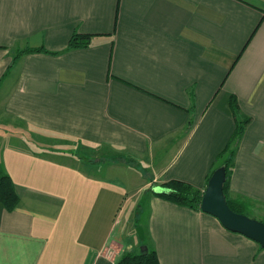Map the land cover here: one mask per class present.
<instances>
[{
  "label": "crops",
  "instance_id": "obj_1",
  "mask_svg": "<svg viewBox=\"0 0 264 264\" xmlns=\"http://www.w3.org/2000/svg\"><path fill=\"white\" fill-rule=\"evenodd\" d=\"M74 32L89 45L69 48ZM27 47L48 52L13 61ZM232 96L250 122L229 192L262 218L264 0H0V172L19 197L0 202V264L147 249L161 264H264L257 241L154 193L205 189L235 132Z\"/></svg>",
  "mask_w": 264,
  "mask_h": 264
},
{
  "label": "trees",
  "instance_id": "obj_2",
  "mask_svg": "<svg viewBox=\"0 0 264 264\" xmlns=\"http://www.w3.org/2000/svg\"><path fill=\"white\" fill-rule=\"evenodd\" d=\"M92 37L93 35L90 34H81L78 32H74L69 40V48H79V47L87 46L91 42ZM33 52H48V50H46L43 47L42 48L27 47L23 50L18 51L13 61H16L24 53H33ZM231 106L236 117L235 132L231 137L230 141L228 142L227 146L225 147V149L218 156L213 171L218 166L221 165L226 166L227 180L225 183L224 191L227 196L228 203L235 211L247 214L245 212L247 210L245 204L242 203L244 205L243 206L240 203L242 201L234 200L231 198L229 192L230 189L229 178H230V173L233 169V156L238 147L239 141L244 135L246 126L250 122V117L245 116L241 113L239 102L236 96L231 97ZM192 125L193 122H190L189 128L192 127ZM127 160L131 163L138 164L137 162H135L134 159L127 158ZM212 173L210 174V176L212 175ZM209 178L207 180V183L209 181ZM203 192L204 190L198 189L194 187L192 184L181 180H170L164 182L160 184V187L154 190V193L157 196H160L174 203L185 205L190 208H194L198 210H201V201H202ZM18 200L19 197L15 191L14 183L11 177L4 171H1L0 172V202L3 203L7 209L12 210L18 204ZM115 264H161V263L156 250L147 249L139 253L127 252Z\"/></svg>",
  "mask_w": 264,
  "mask_h": 264
},
{
  "label": "water",
  "instance_id": "obj_3",
  "mask_svg": "<svg viewBox=\"0 0 264 264\" xmlns=\"http://www.w3.org/2000/svg\"><path fill=\"white\" fill-rule=\"evenodd\" d=\"M226 180V166H218L204 189L201 210L217 217L227 229L241 233L264 247V221L232 209L224 191ZM139 231L143 237V228L140 227Z\"/></svg>",
  "mask_w": 264,
  "mask_h": 264
},
{
  "label": "rangeland",
  "instance_id": "obj_4",
  "mask_svg": "<svg viewBox=\"0 0 264 264\" xmlns=\"http://www.w3.org/2000/svg\"><path fill=\"white\" fill-rule=\"evenodd\" d=\"M127 158V157H126ZM128 161V160H127ZM124 162L127 164V162L124 160ZM137 165V164H136ZM140 165H142V166H140ZM134 167H136V168H134V170H136V171H140L141 173H142V175L145 177V178H147V177H149V175H150V172L152 173V167H149V166H147V165H145L143 162H141L140 161V164L138 163V165L137 166H134ZM147 167V168H146ZM145 168V169H144ZM142 183V181H141V179H133V180H131V188H132V190H136L138 187H139V185ZM156 184H152L151 185V188H149L150 190L152 189V187L153 186H155ZM139 196H142V194H141V192H139ZM145 198H146V193H145V195H144V192H143V202H145ZM246 213H248V211L246 210ZM247 215H250V214H247ZM262 218H259V219H262V220H264V214H262ZM140 225H138L137 226V228H136V230H137V232L139 233L140 231H139V227ZM138 235H140V234H138ZM141 237V236H140Z\"/></svg>",
  "mask_w": 264,
  "mask_h": 264
}]
</instances>
